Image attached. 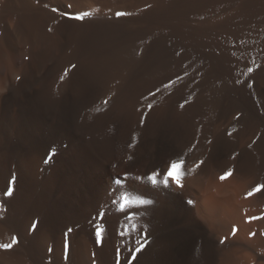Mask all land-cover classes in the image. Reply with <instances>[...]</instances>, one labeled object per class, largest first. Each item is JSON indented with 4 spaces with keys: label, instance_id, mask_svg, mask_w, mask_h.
I'll return each mask as SVG.
<instances>
[{
    "label": "bare ground",
    "instance_id": "bare-ground-1",
    "mask_svg": "<svg viewBox=\"0 0 264 264\" xmlns=\"http://www.w3.org/2000/svg\"><path fill=\"white\" fill-rule=\"evenodd\" d=\"M258 184L264 0H0V264H264Z\"/></svg>",
    "mask_w": 264,
    "mask_h": 264
},
{
    "label": "snow or ice",
    "instance_id": "snow-or-ice-1",
    "mask_svg": "<svg viewBox=\"0 0 264 264\" xmlns=\"http://www.w3.org/2000/svg\"><path fill=\"white\" fill-rule=\"evenodd\" d=\"M90 13L88 12H83L81 14H78L74 17V19L76 20H83L85 17L89 16ZM117 16H123V15H126V13H117L116 14ZM74 67V66H73ZM253 71L252 68H249L248 69V72L251 73ZM61 79H63V77H61ZM105 103H107V101H105ZM152 106L149 104V108H151ZM181 107H184V105H181ZM229 135H231V133H229ZM51 155H54V153H52ZM201 164L203 163V161L200 162ZM184 166H185V161L183 159H177V160H172V162L167 165L166 167V172H163V173H153V175H151L150 177H148L149 180H151V182L153 184H156L157 183V176L158 175H163L164 179H163V184L165 186H167L169 184V181H172L175 183V185L179 188H183L184 185L182 183V180H183V169H184ZM197 167H199V165H197ZM233 175V170L232 169H228L227 171H225L223 173V175H221L219 177V179L221 181H224L226 179H228L229 177H231ZM15 182V177L12 178V180L9 182V187H8V190L4 193L5 196H12L13 194V184ZM117 184H119L120 182L117 180L116 181ZM262 190H264V185H260L258 184L255 188L252 189V191L248 192L247 195L248 196H252L254 193H259L261 192ZM132 203H140V204H144L145 201L144 200H140V201H135V200H128L127 198H124L123 202L120 203V209L121 211L123 212V210L125 209V207L129 204H132ZM189 204L192 203V201H188ZM105 217V214L103 212L99 213V218L100 219H103ZM134 217L133 216H128L127 219L128 220H131L133 219ZM255 219V218H253ZM37 224H38V221H34L31 225V229L33 231L36 230L37 228ZM128 225H125L124 227V230H122L119 235L121 237H123L124 235L127 234V231H128ZM131 228L133 230L136 229V225L133 224L131 225ZM72 231L71 228H69L67 230V232L65 233V237H67L68 233H70ZM105 229L101 226V224L99 223H95L94 222V234H95V238H96V242L97 243H100L102 238H103V233H104ZM235 231V229L233 230ZM147 240L144 239L143 242L141 239H137L135 241V246L133 249H129L128 252H129V257H125V264H132V262L134 260H136L137 258V253H140L142 251V249L145 247V245L147 244ZM223 243V241H221ZM18 243V238L16 236H12L11 237V241L9 243H3V244H0V249H12L14 245H16ZM68 247H69V244H68V241L67 239H65V243H64V249L65 251L67 252L68 250ZM49 251H51V249H49ZM119 251H117V259H116V264H120V259H119Z\"/></svg>",
    "mask_w": 264,
    "mask_h": 264
},
{
    "label": "rangeland",
    "instance_id": "rangeland-1",
    "mask_svg": "<svg viewBox=\"0 0 264 264\" xmlns=\"http://www.w3.org/2000/svg\"><path fill=\"white\" fill-rule=\"evenodd\" d=\"M127 1H137V0H127ZM228 12H231V10H228V11H225V12H221V13H217V14L214 15V18L215 19L221 18L223 15H225Z\"/></svg>",
    "mask_w": 264,
    "mask_h": 264
}]
</instances>
